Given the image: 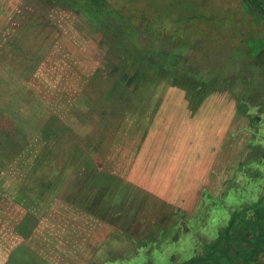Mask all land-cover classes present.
<instances>
[{"label":"rangeland","instance_id":"obj_1","mask_svg":"<svg viewBox=\"0 0 264 264\" xmlns=\"http://www.w3.org/2000/svg\"><path fill=\"white\" fill-rule=\"evenodd\" d=\"M109 3L118 4L119 9L139 24L140 34L135 41L142 47L151 43L158 45L157 48L163 45L166 52L171 49L166 36L155 35L148 29L149 20L138 19L140 14L149 17L156 29L167 26L174 30V39L182 45L187 43L181 40H186L189 44L182 58L183 67L192 73L191 78L200 75L199 78L210 81L207 77L210 71L214 72L210 75L212 79L232 77L238 65L229 70L226 64L234 63L233 57L248 53L250 42L264 40V25L247 13L242 0H109ZM28 5L27 0H0V140L8 141L11 137L13 142L19 138L24 142L28 138L26 143L33 145L40 138L43 121L56 115L80 136L76 141H83L88 156L78 167L86 175L80 177L75 164L67 165L69 172L62 174L55 192L26 209L0 199V264H5L10 250L27 237L25 242L30 249L14 252L11 264L92 261L105 264L108 261L105 252L108 256L113 251L119 254L129 251L133 239L127 237H143L134 228L129 230L131 217L118 222L112 218L98 221L78 211L67 200L57 202L69 179L74 178L73 185L86 186L87 176L91 174L85 173L89 171L87 167L98 173L97 183L101 176L131 182L146 197L152 195L163 201L169 206L168 211L176 208L182 212L179 216L195 219L196 230L202 221L205 229L200 233L201 238L214 237L220 212L215 208L208 213L204 199L239 205L247 176L254 170L264 175V156L260 158L254 149L255 143L264 146V118L259 119L258 129L253 123L251 126L250 120L238 113L235 95L229 90H218L219 93L200 102L208 91L177 74L178 80L173 77L169 84L162 82L156 89L148 90L153 99L147 108V118L139 117L137 99L126 117L108 118L110 123L101 105L96 104L99 91L87 87L97 74L115 75L118 71L113 67L106 70L107 59L111 58L101 45V33L71 11L68 4L46 10V17L39 18H30L35 9ZM125 32L129 37L134 33L127 28ZM119 75L124 78L126 74ZM127 85L131 93L136 92ZM219 86L222 89L224 84ZM105 89L100 90L105 92ZM260 94L264 96V90ZM197 103L199 107H195ZM25 121L26 127L22 123ZM16 125L23 128L24 134L18 133ZM47 137L53 143L58 142L52 134ZM67 139L60 142L64 151ZM95 151L100 153L97 160L89 154ZM60 152L61 156H54L56 162L48 172L54 176L65 169V155L61 149ZM257 155L260 162L254 169ZM79 190L74 188L73 193L78 195ZM159 216L150 215L151 229ZM173 231L168 233L172 236ZM112 233L116 235L110 236ZM193 235L161 252L141 250L138 258L129 263L113 262L111 257V262L106 263L146 264L151 260L153 264H171L174 253L179 258L191 257L195 246L200 245ZM110 237L117 238V242H107ZM20 258L25 261L19 262Z\"/></svg>","mask_w":264,"mask_h":264},{"label":"trees","instance_id":"obj_2","mask_svg":"<svg viewBox=\"0 0 264 264\" xmlns=\"http://www.w3.org/2000/svg\"><path fill=\"white\" fill-rule=\"evenodd\" d=\"M33 1L35 2L34 5L27 0L28 7L33 5L35 9L29 15L30 18L36 16L38 18L46 17V10L50 11L58 8L61 4H68L71 11L89 23L96 32L101 33V45L111 58L107 59L106 70H111L113 67L118 71L115 75L113 72L107 71H103L104 73L107 72V76L102 73L97 74L90 83L92 85L87 87L90 89L96 88L99 91L100 95L96 100V104L101 105L102 110L106 113L107 120L108 118L115 120L126 117L138 100H140L138 104L140 106L138 108L139 117L147 118L145 116L148 111L147 108H149L148 106L153 99V94H149L148 90L153 87L156 89L162 82L169 84L173 77L177 78L175 75L181 74L184 79L188 77L193 86L199 85V87H203L204 90L208 91L203 94L204 97L200 99V102L208 99L211 94L219 93L218 90L231 91L238 103L237 111L240 116L250 120V125L253 123L255 129L260 127L259 119L264 118V96L260 94L261 90H264V40L250 42L248 53L235 56L233 57L234 63L229 62L226 64V69L230 68L229 70L238 65L232 77L212 79L210 75H214V72L210 71L207 74L210 81H206V79L199 78L200 75L191 78L190 74L192 73L184 68L185 60L182 58L187 54L189 43L182 39V42L187 43L182 45L181 42L174 39V30L167 26L156 29L153 21L144 14L138 15V19L141 21L149 20L150 27L148 29L151 28L155 35L166 36L164 38H167L169 45H171L168 52L164 51L165 47L163 45L158 48V45L151 43L145 47L140 46L135 41L140 34L139 24L133 21L132 16L126 15L123 10L119 9L118 4V7L111 5L109 0ZM242 1L247 13L259 19L264 25V0ZM37 13L40 15H36ZM21 20L23 21V19ZM126 28L132 33L134 31L132 35L130 34V37L127 36V31L125 32ZM9 53L6 55H9ZM120 73L126 74L125 77H120ZM222 83L224 86L220 89L219 85ZM127 84L136 89V92L131 93ZM104 87H106L105 92L100 90ZM197 94L200 95L199 92ZM143 102L145 106L142 104ZM199 105L200 103H197L195 107H199ZM194 109L196 110V108ZM6 118L13 123L9 117ZM43 122L45 123L40 129V132L42 131L40 138L36 139L33 145L26 143L28 138H23L24 140L27 139L24 142L21 138L16 139V143L13 142L12 139L14 138L11 137H8V141L0 140V199L5 200L12 206L19 205L23 208H29L33 205L36 206L39 200L49 198L50 194L55 192L56 183L60 182L62 174L69 172L66 167L67 165L72 166L69 164L77 166L76 172L78 170V173L81 174L80 177L86 175L82 174V167H78L86 161V156H88L84 150L83 141H76V139H80V136L75 134L74 130L58 119L56 115H50ZM22 123L25 127L27 126L26 121ZM152 123L151 120L148 131ZM16 126L18 133L24 134L23 128L19 125ZM120 127L122 126L120 125ZM49 134L54 135L55 141L58 142H51V137H47ZM66 137H68V141L65 142L67 148L64 151L60 148V142L62 138ZM252 143L254 144V140ZM60 149L65 155V169L54 176L52 175L53 172H48L56 162L54 156H61ZM254 149H256L260 158L264 156V146L261 143H255ZM89 154L96 160L99 159L100 153L98 151ZM259 155L255 158L256 162H251H254V169L258 168ZM247 158H249V155ZM247 158L245 159L247 160ZM81 166H84V164ZM87 168L89 171L85 173L91 174L87 176L86 186L81 188L79 183L73 185L72 180L74 178L69 179L64 188V193L56 199L57 202L67 200L77 210H82L98 221L106 222L112 218L115 220L114 222H118L127 216L131 217L129 230L134 228L137 235L141 234L143 236L139 235L138 238H134L136 235L127 237L133 239V246L130 247L129 251L125 250L121 254L113 251L108 256V253L105 252L106 256L104 258L108 260L104 261L105 264L111 262V259L113 262L118 263L132 262L138 258L142 252L141 250H152L154 253L161 252L170 246L181 243L187 237H190L191 233H194L193 239L199 241L200 245L195 246L193 254L189 258H179L178 254L174 253L171 257V264H264V175L258 170H254L253 174L247 176V185L243 186L240 191L242 198L239 205H228L223 200L204 199L205 207L208 209L207 212L210 213L218 208L216 211L220 212V217L216 222L218 226H214L216 229L215 236L210 239H203L200 233L205 229V224L201 223L202 221H200L196 230L197 221L195 219L189 220L188 218L186 220V217L179 216L182 212L176 210V208L168 211L169 206L163 201L154 198L152 195L146 197V193L131 182L101 176L102 180L97 183L95 177L98 173L92 167ZM41 170L44 173H41ZM74 188L76 190L80 189L78 195L73 193ZM210 202L221 205L212 207L207 204ZM161 213L162 216H159ZM151 214L159 216L153 229H151L153 224V220L150 218ZM202 219L206 220L207 218ZM167 220L169 224L166 223ZM170 225L169 229L168 226ZM171 230H174L172 236L168 233ZM13 232L15 233V231ZM115 235V233H112L110 236ZM27 238H23L22 243L10 250L11 255L9 254L8 261L5 264H11L14 252L24 248L30 249V246L25 242ZM116 239L110 237V241L107 242H117ZM122 240L125 241L126 237ZM102 248L103 244L100 249ZM33 253H36V251ZM19 260H21L19 262L25 261L23 258ZM89 264L97 263L92 261ZM146 264H153V262L149 260Z\"/></svg>","mask_w":264,"mask_h":264}]
</instances>
